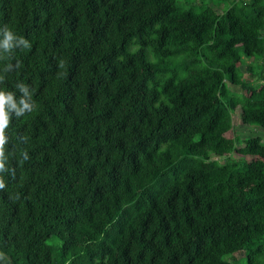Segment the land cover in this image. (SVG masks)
<instances>
[{"label":"trees","instance_id":"obj_1","mask_svg":"<svg viewBox=\"0 0 264 264\" xmlns=\"http://www.w3.org/2000/svg\"><path fill=\"white\" fill-rule=\"evenodd\" d=\"M215 1L0 0V264H264V0Z\"/></svg>","mask_w":264,"mask_h":264},{"label":"rangeland","instance_id":"obj_2","mask_svg":"<svg viewBox=\"0 0 264 264\" xmlns=\"http://www.w3.org/2000/svg\"><path fill=\"white\" fill-rule=\"evenodd\" d=\"M181 5L185 2L188 3L189 9H194L197 12L202 11V9L206 8L209 4V0H180ZM257 2V1H256ZM216 6H220L221 8H224V5L221 4L219 0H216L214 3ZM247 67H243V70L245 73H247ZM247 76L249 74L247 73ZM233 128L228 132L224 138H233V137H239V139L244 140L249 137H262L264 139V129L261 128H249L247 126H244L241 121L238 113H235L233 116ZM215 160H219L221 163H224V160L226 159V156H223L221 158H215ZM256 159V158H253ZM244 257V254L241 253L238 256H236L235 261L232 262V264H241L240 259ZM246 260H244L243 263H245Z\"/></svg>","mask_w":264,"mask_h":264},{"label":"clouds","instance_id":"obj_3","mask_svg":"<svg viewBox=\"0 0 264 264\" xmlns=\"http://www.w3.org/2000/svg\"><path fill=\"white\" fill-rule=\"evenodd\" d=\"M4 34L6 37V40L4 42V47L8 48L10 47L9 42L15 39L12 32L5 27L4 28ZM20 42L24 45V47H27V41H25L23 38H20ZM27 94L26 89H22ZM20 104L23 105L21 108H17V105L13 102V96L11 93H8L7 95L4 92H0V157L3 156V146L6 142L5 136H4V129L8 126L9 123V117L7 113L5 112V105H9L12 109H16L17 116L23 115L26 110H31V105L26 103L24 100L20 101ZM4 169V165L2 162H0V170ZM4 184L2 180H0V188H3Z\"/></svg>","mask_w":264,"mask_h":264}]
</instances>
